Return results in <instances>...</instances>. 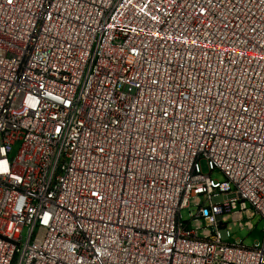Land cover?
<instances>
[{"label": "built area", "instance_id": "1", "mask_svg": "<svg viewBox=\"0 0 264 264\" xmlns=\"http://www.w3.org/2000/svg\"><path fill=\"white\" fill-rule=\"evenodd\" d=\"M255 216L264 0H0V264H264Z\"/></svg>", "mask_w": 264, "mask_h": 264}, {"label": "rangeland", "instance_id": "2", "mask_svg": "<svg viewBox=\"0 0 264 264\" xmlns=\"http://www.w3.org/2000/svg\"><path fill=\"white\" fill-rule=\"evenodd\" d=\"M204 173H207L206 168L203 169ZM211 177L214 179L222 180V174L213 171ZM181 217L183 220L188 219V210L184 209L181 211ZM252 224L254 225V229L249 232L246 229L239 228V226H230L231 232V241H242V244L247 247H251L253 244L259 242L262 239L263 232H264V219H261L259 216H255L251 219Z\"/></svg>", "mask_w": 264, "mask_h": 264}]
</instances>
